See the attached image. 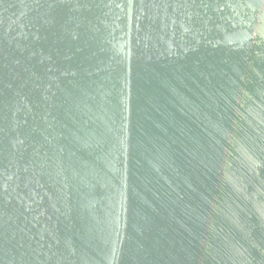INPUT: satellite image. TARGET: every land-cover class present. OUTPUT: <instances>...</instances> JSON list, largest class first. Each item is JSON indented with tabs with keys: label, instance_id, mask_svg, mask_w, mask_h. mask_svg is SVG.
Returning a JSON list of instances; mask_svg holds the SVG:
<instances>
[{
	"label": "water",
	"instance_id": "1",
	"mask_svg": "<svg viewBox=\"0 0 264 264\" xmlns=\"http://www.w3.org/2000/svg\"><path fill=\"white\" fill-rule=\"evenodd\" d=\"M0 264H264V0H0Z\"/></svg>",
	"mask_w": 264,
	"mask_h": 264
}]
</instances>
